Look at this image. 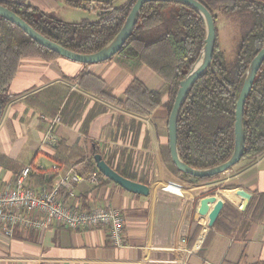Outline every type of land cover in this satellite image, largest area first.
Returning a JSON list of instances; mask_svg holds the SVG:
<instances>
[{
	"label": "crops",
	"instance_id": "obj_1",
	"mask_svg": "<svg viewBox=\"0 0 264 264\" xmlns=\"http://www.w3.org/2000/svg\"><path fill=\"white\" fill-rule=\"evenodd\" d=\"M25 2L54 18L72 7L68 0ZM84 73L99 77L119 98L133 79L148 90L164 86L147 66L132 71L116 57L91 65L65 57L21 58L8 87L14 99L0 116V186L11 185L31 163L47 170L45 180L55 176L53 182L74 165L83 174L87 157L80 162L77 157L94 143L106 162L148 185L150 193H131L114 182L74 184V203L120 209L122 245H113L103 228L73 230L53 223L46 230L16 228L11 237L0 228V264H264V153L241 159L207 183L184 180L169 171L161 154L168 142L167 95L149 116H139L80 89ZM99 106L103 110L82 130ZM38 173L29 179L35 190L44 186ZM206 197H214L207 213L223 203L212 226L207 213L199 212Z\"/></svg>",
	"mask_w": 264,
	"mask_h": 264
},
{
	"label": "trees",
	"instance_id": "obj_2",
	"mask_svg": "<svg viewBox=\"0 0 264 264\" xmlns=\"http://www.w3.org/2000/svg\"><path fill=\"white\" fill-rule=\"evenodd\" d=\"M135 1L125 0L119 5L106 2L100 7L91 8L83 1L68 0L73 7L100 11L97 20L78 23H65L47 16L25 0H0V4L16 13L46 38L68 50L86 54L98 51L118 33ZM198 1L213 16L217 39L210 64L194 83L180 110L177 147L184 163L193 168L204 169L225 162L233 152L236 100L249 63L264 44V0ZM219 13L233 15L240 25V39L235 46L234 57L230 60L220 43L217 27ZM205 36L204 20L190 6L169 1L147 2L143 5L132 34L113 57L118 58L121 65L132 71L141 65L147 66L164 81L163 88L148 90L142 82L133 79L125 89L124 98L113 97L105 83L89 73L80 77L78 86L139 116H149L167 95V108L170 113L179 83L197 61ZM27 56H40L45 60L63 57L32 40L14 23L0 19L2 110L14 99L8 87L16 75L20 59ZM103 108L99 106L97 111L88 115L82 130H85L89 121ZM243 123L245 146L242 159L264 153V61L246 98ZM97 153L102 155L94 143H91L86 153H79L77 161L87 157L82 175L89 176L96 172L98 185L112 182L98 171L93 159ZM161 154L169 171L174 175L179 174L184 180L193 179L196 184H204L219 176L193 177L180 172L171 159L168 142L162 146ZM113 169L125 178L135 179L119 172L117 168ZM37 171L40 172L38 174L44 185L53 182L55 176L45 180L47 170Z\"/></svg>",
	"mask_w": 264,
	"mask_h": 264
},
{
	"label": "water",
	"instance_id": "obj_3",
	"mask_svg": "<svg viewBox=\"0 0 264 264\" xmlns=\"http://www.w3.org/2000/svg\"><path fill=\"white\" fill-rule=\"evenodd\" d=\"M152 1H169L184 4L195 9L203 18L206 28V36L204 40V45L200 52V55L187 72L185 77L180 81L179 88L177 90L171 111L168 117V144L170 149V155L173 163L177 169L182 172L189 174L193 177H207L220 175L225 171L231 169L236 163H238L244 154L245 146V130L243 123V110L246 98L251 90L254 78L264 61V44L254 58L250 61L242 88L240 90L239 96L236 100V110H235V124H234V149L228 160L218 164L216 166L204 169L193 168L182 161L178 153L177 147V123L180 110L184 104L185 99L194 83L202 75L205 69L210 64L213 52L215 48L216 27L213 16L209 10L198 0H136L132 5L125 21L123 22L118 33L101 49L93 53L81 54L68 50L67 48L59 45L58 43L46 38L39 32L34 30L27 22H25L21 17L10 9L4 7L0 4V19H5L17 25L21 28L32 40L38 44L52 50L59 55L68 58L70 60L80 62L83 64H95L110 60L115 56L120 49L123 47L126 40L132 34V31L139 20L140 13L142 11L143 5L147 2ZM2 108L0 105V116ZM94 162L98 171L104 175L106 178L120 186L122 189L140 195H149L150 187L148 185L142 184L140 182L133 181L131 179L123 177L117 171H115L102 157L101 154H95L93 156ZM214 200V197H206L201 199V206L199 209L200 214L207 213V202ZM223 206V203L217 202L213 208L207 213L208 226H212Z\"/></svg>",
	"mask_w": 264,
	"mask_h": 264
},
{
	"label": "built area",
	"instance_id": "obj_4",
	"mask_svg": "<svg viewBox=\"0 0 264 264\" xmlns=\"http://www.w3.org/2000/svg\"><path fill=\"white\" fill-rule=\"evenodd\" d=\"M73 1H83L89 7L97 8L114 0ZM82 164H85V161ZM39 169L42 170L35 168L33 164L25 165L11 185L0 186V228L5 236L11 237L16 228L46 230L55 223L73 230L107 229L111 243L116 246L122 245L124 217L119 208L111 206L84 208L78 202L72 201L75 196L74 184L85 181L98 183L96 172L84 176L79 172V166L74 165L64 175H59L51 186L44 185L35 190L30 186L29 179L32 172ZM172 186L181 188L178 183H172ZM182 242L186 243V237Z\"/></svg>",
	"mask_w": 264,
	"mask_h": 264
},
{
	"label": "rangeland",
	"instance_id": "obj_5",
	"mask_svg": "<svg viewBox=\"0 0 264 264\" xmlns=\"http://www.w3.org/2000/svg\"><path fill=\"white\" fill-rule=\"evenodd\" d=\"M125 0H114L115 5L123 3ZM99 10H87L78 7H69L66 13L62 14V20L65 23H78L84 20L95 21L99 18ZM55 17V16H54ZM217 27L222 48L225 51L228 60L234 57L235 46L240 39V25L233 18V15L218 14Z\"/></svg>",
	"mask_w": 264,
	"mask_h": 264
}]
</instances>
